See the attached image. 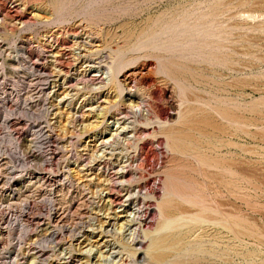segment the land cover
Returning a JSON list of instances; mask_svg holds the SVG:
<instances>
[{"label":"rangeland","instance_id":"rangeland-1","mask_svg":"<svg viewBox=\"0 0 264 264\" xmlns=\"http://www.w3.org/2000/svg\"><path fill=\"white\" fill-rule=\"evenodd\" d=\"M0 264H264V0H0Z\"/></svg>","mask_w":264,"mask_h":264},{"label":"bare ground","instance_id":"bare-ground-1","mask_svg":"<svg viewBox=\"0 0 264 264\" xmlns=\"http://www.w3.org/2000/svg\"><path fill=\"white\" fill-rule=\"evenodd\" d=\"M16 13H17V12H16ZM25 22H26V21H25ZM211 28H212V27H211ZM168 31H169V30H168ZM181 40H182V39H181ZM197 40H198V39H197ZM209 40H210V39H209ZM159 41H161V40H159ZM160 43H161V42H160ZM185 43H187V42H185ZM162 44H163V43H162ZM159 45H160V44H159ZM159 45H158V46H159ZM188 45H189V44H188ZM196 45H197V44H196ZM212 46H213V45H212ZM212 46H211V47H212ZM214 47H215V46H214ZM214 47H213V48H214ZM169 48H170V47H169ZM217 48H218V47H217ZM170 50H171V49H170ZM209 50H210V49H209ZM212 50H213V49H212ZM212 50H211V51H212ZM198 52H200V51H198ZM202 52H203V51H202ZM188 53H189V52H188ZM195 53H196V52H195ZM199 54H200V53H198V54H196V55H199ZM213 55H214V54H213ZM199 57H200V56H199ZM207 57H208V56H207ZM198 59H199V58H198ZM214 60H215V59H214ZM210 61H211V60H210ZM165 72H166V71H165ZM12 81H13V80H12ZM176 84H177V83H176ZM14 85H15V84H14ZM23 86H24V85L20 84L19 87L21 88V87H23ZM28 86H29V85H28ZM7 118H8V116H7ZM27 118H28V117H27ZM5 120H6V119H5ZM62 135H63V134H62ZM8 136H9V135H8ZM38 136H39V138H38V140H39V145H43V139H41V136H40V135H38ZM46 136H47V135H46ZM8 138H9V137H8ZM6 140H7V138H6ZM44 143H45V141H44ZM9 144H11V143H9ZM60 146H61V145H60ZM15 161H16V160H15ZM19 166H20V165H19ZM130 177H131V176H130ZM168 178H169V177H168ZM168 178H167V176H166V179H168ZM170 178H171V177H170ZM170 178H169V179H170ZM169 179H168V180H169ZM174 179H175V178H172V180H174ZM168 180H166V181H168ZM172 180H169V182L171 181V184H170V183L168 184V183L165 182V185H167V184L170 185V189H171V190L173 189L174 192H175L176 189H178V187H179L180 185L185 184V182H181L182 180L179 179L178 181H180V182H178V184H180V185L177 187V184H176L177 182H174V181H175V180H174V181H173V182L175 183V184H174V183L172 182ZM176 180H177V179H176ZM122 182H123V181H122ZM168 185H167V186H168ZM185 186L187 187L188 185L186 184ZM182 187H184V185H182ZM186 187H185V188H186ZM166 188H167V187H166ZM168 188H169V187H168ZM168 188H167V189H168ZM180 188H181V187H180ZM180 188H179V189H180ZM188 188H191V186L188 187ZM170 189H169V192L171 191ZM179 189L176 190L177 193H178V192H180V194H181V193H184V192H181L182 189H184V188H181V191H179ZM191 189H192V188H191ZM191 189H189V190H191ZM109 190H110V189H109ZM186 191L188 192L187 189H186ZM174 192H171V193H174ZM192 192H194V191L192 190ZM177 193H174V194L177 195ZM192 194H193V193H192ZM178 196H180V195L178 194ZM175 197H176V196H175ZM181 197H182V196H181ZM184 197H185V196H184ZM186 197H187V195H186ZM189 198H190V197H189ZM191 199H192V198H191ZM196 199H197V198H196ZM197 201H198V200H197ZM188 202H189V201H188ZM182 203H183V202H182ZM191 203H192V202H191ZM192 205H193V204H192ZM198 205H199V203H198ZM198 205H197V206H198Z\"/></svg>","mask_w":264,"mask_h":264}]
</instances>
